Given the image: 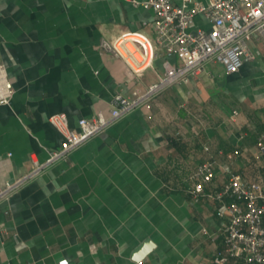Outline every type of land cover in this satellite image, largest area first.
<instances>
[{"label": "crops", "instance_id": "1", "mask_svg": "<svg viewBox=\"0 0 264 264\" xmlns=\"http://www.w3.org/2000/svg\"><path fill=\"white\" fill-rule=\"evenodd\" d=\"M153 23L132 0H0V62L14 89L0 106V185L60 147L53 116L78 129L116 94L158 81L161 59L138 77L99 50L123 30L154 37ZM194 28L212 26L199 15ZM251 47L260 56L238 72L207 65L1 200L0 264H217L229 203L217 193L233 174L264 179V46ZM212 157L215 178L195 200L192 176Z\"/></svg>", "mask_w": 264, "mask_h": 264}, {"label": "built area", "instance_id": "2", "mask_svg": "<svg viewBox=\"0 0 264 264\" xmlns=\"http://www.w3.org/2000/svg\"><path fill=\"white\" fill-rule=\"evenodd\" d=\"M132 2L154 13V37L139 30H123L113 39L102 38L99 50L122 60L138 77L153 69L155 62L161 59L163 72L158 81L145 92L116 94L107 113L98 112L91 118L80 119L78 129H72L64 115L53 116L50 122L63 136L60 147L49 151L44 162L32 159V168L21 178L0 185V201L41 175L50 165L66 160L75 149L168 87L198 78L209 64L220 65L227 74L236 73L245 63L260 56V51L251 47L254 40L264 46V0ZM199 15L211 24L210 30L194 28ZM13 94L7 69L0 62V106L9 105ZM259 146L264 151V146ZM238 154L239 151H235L227 154V158L232 160ZM216 165L212 157L197 167L190 191L195 200L204 195L215 178ZM216 199L229 200V203L220 214L226 218L224 246L217 252L215 262L223 264L237 259L245 264H264V179L247 181L233 174Z\"/></svg>", "mask_w": 264, "mask_h": 264}]
</instances>
